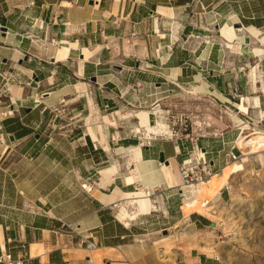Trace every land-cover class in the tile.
I'll return each instance as SVG.
<instances>
[{"label":"crops","instance_id":"crops-1","mask_svg":"<svg viewBox=\"0 0 264 264\" xmlns=\"http://www.w3.org/2000/svg\"><path fill=\"white\" fill-rule=\"evenodd\" d=\"M0 26V114L12 111L0 116V250L30 255L36 245L39 264H224L207 246L186 249V228L174 247L158 238L165 229L132 227L135 218L125 226L115 210L122 194L142 191L172 213L191 148L145 139L143 117L154 125V107L168 96L152 98L175 88L219 114L236 107L232 93L253 95L264 0H0ZM223 26L238 29L230 40ZM233 138L226 132L199 145L217 154ZM194 215L203 214L183 216L187 227L205 228Z\"/></svg>","mask_w":264,"mask_h":264},{"label":"rangeland","instance_id":"rangeland-1","mask_svg":"<svg viewBox=\"0 0 264 264\" xmlns=\"http://www.w3.org/2000/svg\"><path fill=\"white\" fill-rule=\"evenodd\" d=\"M34 47L36 46H32L31 50ZM253 62L254 60L251 66L254 65ZM165 95L168 96L167 100H164L167 104L163 107L160 104L156 105L159 106L158 115L163 118L166 125H168L166 119L169 122L175 121L179 123L186 116L190 119L193 130L197 131L198 123L204 118L209 123L210 128L198 134L209 136L215 133L216 127L217 129H220V127L224 129L223 125H232V122L227 116H223L221 125L218 122L220 115L217 113L218 110H214L209 105L204 104L206 107L200 105V103H203V99L196 98L194 94L183 92L176 88L172 93L159 94L157 92V95L152 100ZM205 98L209 97L205 96ZM116 114L118 117H129V115L125 116L119 112ZM133 116L130 115V117ZM156 120L157 118L154 117L153 122H155L152 126H155ZM253 129L250 126L248 130L244 131V136H248ZM143 130L144 128L140 132L143 133ZM175 131L177 133L179 132V134L183 132L182 129H179V124L175 127ZM226 132L234 134L232 142L223 146L220 145L217 148V150H220L217 154L204 155L205 164H209L211 160L220 161V165L213 169L212 174L220 173L225 166L232 162L241 164L244 168L243 171L233 174L227 181V184L214 197H207L202 194L194 197L195 194L192 193L194 188L187 187L184 183H181L177 189H182L184 196L181 193L179 195L178 190L175 189L170 194L169 199H172L170 204L172 203L173 207L171 214L166 211V200L161 198L157 199L153 196L150 206L138 209L137 216L131 222L130 226L148 229H165V234L159 233L158 238L168 236L170 240L167 243H173L174 247L182 244L183 238L181 232L186 228V233L184 234L188 236V242L186 244V249L188 250H191L193 247L197 248L198 245H203L211 248L212 255L218 257L224 264H264V151L256 155L243 157L241 156V152H246L247 149L241 144L236 145V139L239 137L237 135L238 132L230 131L229 129L224 133ZM167 135L169 136L170 133ZM167 135L157 137L168 139ZM218 144L216 142V145ZM199 148H201L200 145ZM198 152L199 150L190 152L187 159L192 155L195 158L203 157L201 154L203 155L204 153L202 151L201 154ZM225 153H232L236 157V160L225 162ZM244 159L246 160L243 161ZM201 162L202 160H198L197 163L192 161L196 168L194 169L193 175L184 179L186 183L196 182V176L203 178V174H200L201 166L199 164ZM181 168L182 166L180 170ZM202 180L205 179L203 178ZM185 198H188L190 205L188 209H184L182 212L179 207ZM203 202V205H206V207L204 206L201 209L203 210L201 217H206L209 224L201 230H196L192 225L187 227V222L185 219L183 220V216L187 217L186 215L195 212L199 206L197 204ZM176 234H178L177 237L175 236Z\"/></svg>","mask_w":264,"mask_h":264},{"label":"bare ground","instance_id":"bare-ground-1","mask_svg":"<svg viewBox=\"0 0 264 264\" xmlns=\"http://www.w3.org/2000/svg\"><path fill=\"white\" fill-rule=\"evenodd\" d=\"M237 30L238 29H234L233 27L223 26V27H220L219 33H220L221 37L230 40L234 36L235 31H237ZM256 34H257L256 31H251L250 35L254 37V36H256ZM261 42L264 43V38L261 40ZM263 43H261V44H263ZM253 52L255 53V58H256V57L261 55V48L258 46L256 50L253 49ZM250 71L252 72L254 79L256 80L257 87H258L259 79H258L256 67L251 66ZM250 71H248V75L250 74L249 73ZM252 96L253 95L243 96L242 97V104H237L238 109L242 113H248V110L245 106V103H247L249 106H252L253 108H257L259 106L257 104V102H254ZM158 111H159V106L156 105L155 106V113L157 114L158 117H157L155 126L147 125L146 117H143V123L145 125L143 127L144 128L143 133H141V135H143V137L145 139H151V138L156 137V136H165V135L170 133V131L167 130L168 125H166L163 118L160 115H158ZM232 121L234 123L238 122V120L234 116L232 117ZM241 128H242L243 132H241L239 134V137H237V139H236L237 144L236 145L241 144L244 146V148L247 149L246 152H241V156L246 157V156L256 155V154L261 153L264 149V134L257 132L256 129H253L252 132L248 136L247 135L244 136L243 133H244V131L248 130V126L242 125ZM139 147H140V145H139ZM199 152L201 154V151H199ZM200 154H197V155H200ZM197 155H194V156H197ZM201 156H203V155L201 154ZM201 158H203V157H199V158L196 157L195 158L192 155L189 157V159L185 160L184 164H181V165H184V168H187V170L189 171V169L192 168V166L194 165L192 163V161H195V163H197L198 160H201ZM245 160L246 159H244L243 161H245ZM168 164H166V165H168ZM163 165H165V164H163ZM243 170H244V168L241 164H238L236 162H232L229 165L225 166L221 170L220 173L212 174L206 180H198L197 182H188V183H186L184 181L181 170H180V174H181L182 183H184L185 186H187V187L194 188V190H192V193L195 194L194 197L199 195V194L205 195L207 197H214L220 191V189H222L227 184V181L230 179V177L233 174L238 173V172L243 171ZM108 171L114 172L113 167L110 168ZM165 173L169 178V184L171 186L174 185L173 180H172L171 171L169 169H166ZM120 197H121V202L117 205L116 210H115V214H116V218L121 223H123L125 226H129V223L135 218V216H136L135 211H136L137 207H148L151 205L150 201L142 193V191H139L134 195L122 194ZM194 204L196 205V203H194ZM203 204H204V202L197 204L199 206L196 208L195 212L202 214L201 212L203 210H201V209L204 208V206L206 207V205H203ZM189 205L190 204L188 202V198H185L183 205H182V210L188 209ZM37 247L38 246H36V245H31L30 255L32 257H34L36 255V253H37L36 248Z\"/></svg>","mask_w":264,"mask_h":264},{"label":"built area","instance_id":"built-area-1","mask_svg":"<svg viewBox=\"0 0 264 264\" xmlns=\"http://www.w3.org/2000/svg\"><path fill=\"white\" fill-rule=\"evenodd\" d=\"M258 46L261 48L260 56L255 58V53L252 50V57L254 60L253 67H256V71H257L258 79H259L257 91L252 93L253 95H257L258 97L259 106L257 108H253L252 106H249L247 103H245L248 113H242L238 109L237 105L233 109L234 111L236 110V112L234 113L233 110H229L223 107L224 110L222 113H220L218 122L221 124L223 116H227L232 122V125H229V126L223 125L224 129H222L221 127L220 129L216 128L215 133L214 134L212 133V136L198 134L210 128L209 123L206 122L204 118L201 122L198 123L197 131L193 130V128L191 127V123H190L191 121L186 116L184 119H181L179 123L175 121L169 122L168 119H166V121L168 122V130L170 131V135L169 136L167 135L168 139L173 140L175 144L181 141L188 143L191 148L190 152H195L199 150L204 153L203 158L201 159L202 162L199 165L201 166L200 174L201 173L203 174V178L205 180L212 175L213 164L212 163L210 164V162L207 165L205 164L204 155L207 153V149L205 147L199 148V140L201 138H210V137L220 138L223 136L224 132L227 131L228 129L230 131L238 132L237 135H239L241 132H243L241 128L242 125L248 126V129L250 128V126H252L254 129H257L256 130L257 132L264 134V43L263 44L259 43ZM7 81L8 80H5V83ZM242 97L243 95H241L240 93H237V92L232 93V98L233 100L234 99L237 100L238 102L237 104H242ZM40 105H41L40 97H38V95H35L32 98V107L37 108ZM49 111L53 115H55V117L61 116L57 108H50ZM11 114H12V111H6L4 113H1L0 116L3 118H6V117H9ZM233 116L236 117L238 122L234 123L232 121ZM172 119L174 120V118ZM177 124H179V129H182L183 131L180 134L179 132L177 133V131H175V127L177 126ZM3 141H4L3 137L0 136V144H2ZM224 157H225V162L236 160V157L232 153H225ZM184 162L182 164H184ZM181 166H182L181 172H182V176L184 179H187L190 175H193L194 169L196 168L193 165L192 168H190L188 171L187 168H184V165H181ZM203 178L196 176L195 181L197 182L198 180H202ZM159 189H161L160 186L150 191L154 193L155 191H159ZM85 247L88 250H93L95 248V244L92 241L86 240ZM0 264H39V262L36 261L33 257H31L26 252H22L19 255L13 256L12 253L2 248L0 250ZM80 264H94V263L90 258H87Z\"/></svg>","mask_w":264,"mask_h":264},{"label":"water","instance_id":"water-1","mask_svg":"<svg viewBox=\"0 0 264 264\" xmlns=\"http://www.w3.org/2000/svg\"><path fill=\"white\" fill-rule=\"evenodd\" d=\"M234 27H235V28H238V27L240 28L241 26L238 24V25H235ZM0 31H1L2 33H5V32H6V28L2 27V28H0ZM245 42H246V43L248 42L247 39L245 40ZM35 78H36V77H35ZM93 81H94V79H93ZM27 110H29V109H27ZM158 161H159L161 164H165V165L168 164V161L164 159L162 153L159 154ZM214 258L216 259L217 257L214 256Z\"/></svg>","mask_w":264,"mask_h":264},{"label":"trees","instance_id":"trees-1","mask_svg":"<svg viewBox=\"0 0 264 264\" xmlns=\"http://www.w3.org/2000/svg\"><path fill=\"white\" fill-rule=\"evenodd\" d=\"M194 217H196V218H198V219H200V220H204L205 225L209 224V222H208L207 220H205V219H204L203 217H201V216L194 215Z\"/></svg>","mask_w":264,"mask_h":264}]
</instances>
